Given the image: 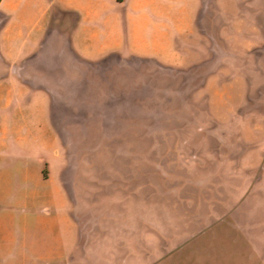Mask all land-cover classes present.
<instances>
[{
    "label": "rangeland",
    "instance_id": "obj_1",
    "mask_svg": "<svg viewBox=\"0 0 264 264\" xmlns=\"http://www.w3.org/2000/svg\"><path fill=\"white\" fill-rule=\"evenodd\" d=\"M49 1L0 8V264H264V0Z\"/></svg>",
    "mask_w": 264,
    "mask_h": 264
},
{
    "label": "crops",
    "instance_id": "obj_2",
    "mask_svg": "<svg viewBox=\"0 0 264 264\" xmlns=\"http://www.w3.org/2000/svg\"><path fill=\"white\" fill-rule=\"evenodd\" d=\"M15 1V2H14ZM24 0H0V8H2V7H4V8H6L7 10H12V9H14L15 7H17L18 5H20L21 4V2H23ZM55 1H59V3H62V4H55ZM119 1H122V0H119ZM58 3V2H57ZM54 4V13L55 12H57V10H59V11H63L62 9H65V7H69V5H67L68 4V0H50L49 1V5H48V8H46L47 10H48V12L50 13V11H51V7H52V5ZM55 16V15H54ZM51 19V18H50ZM7 28H8V26L7 27H5L3 30H2V32H3V34H6V32H7ZM114 56L115 57H117V58H115V57H111L110 58V61H111V63H109L108 62V64L107 63H104V64H101L102 65V67H104V69H102V70H100V64H97L98 65V67L95 65V67L96 68H94L93 70V72H98V73H100L101 75H103L104 76V72H105V70L106 69H109V68H112L113 66H115L116 64H121V65H130V66H138V65H141V64H151V65H155V66H157V67H159V68H162V66L164 67V65L163 64H161L160 62H158V61H156V60H154V59H152V58H148V57H137V56H132V57H130V58H128V57H123V56H121L120 54H114ZM91 65H94V63L93 64H91ZM80 67V66H79ZM18 68H19V66H15L14 65V67H13V69H14V71H17L18 72ZM88 107V106H87ZM71 112V111H70ZM69 112V114H65L66 116H67V118H68V116H70L71 115V113ZM73 118V117H72ZM64 120H65V117H64ZM76 120V119H75ZM77 121V120H76ZM65 122V124L67 123L66 121H64ZM78 122V121H77ZM79 122H81V121H79ZM67 125V124H66ZM40 159H42V160H44L45 159V157L44 156H40Z\"/></svg>",
    "mask_w": 264,
    "mask_h": 264
}]
</instances>
